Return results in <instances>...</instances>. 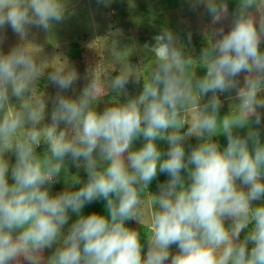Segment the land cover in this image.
Instances as JSON below:
<instances>
[{"label":"clouds","instance_id":"obj_1","mask_svg":"<svg viewBox=\"0 0 264 264\" xmlns=\"http://www.w3.org/2000/svg\"><path fill=\"white\" fill-rule=\"evenodd\" d=\"M187 2L193 11L203 5L212 24L220 25L200 53L203 77L193 79V60L167 29L153 37L154 44H145L157 69L142 91L102 112L91 106L100 92L96 85L74 98L62 94L78 79L74 69L49 74L58 89L47 129L50 154L36 153L41 133L35 128L16 146L14 163L0 154V264H264V142L255 127L264 123V23L258 26L249 14L256 0H239L231 13L226 0ZM71 3L0 0V44L6 28L21 40L33 28L52 30L75 14ZM186 36L191 42V33ZM38 71L26 47L0 50V108L10 95L26 92ZM128 82L125 72L112 86L125 91ZM193 88L201 96L212 95L181 133L178 106L194 99ZM233 90L238 102L218 121L217 93ZM39 119L31 109L26 115L10 113L0 121V136L14 133L25 120L36 125ZM59 124L66 130L58 131ZM239 129H247L246 134ZM220 132L227 140L223 147L213 139ZM192 136L198 143L186 152ZM141 138L142 145L133 150ZM158 140L167 143L166 151ZM66 158L83 167L87 180L77 179L79 188L53 195ZM158 173L168 179L149 197L153 211L145 251L140 231L125 221L141 220L140 193ZM100 199L106 201L105 214L82 213ZM256 201L262 203L254 206ZM70 214L76 219L65 229ZM53 246L45 261L44 250Z\"/></svg>","mask_w":264,"mask_h":264},{"label":"rangeland","instance_id":"obj_2","mask_svg":"<svg viewBox=\"0 0 264 264\" xmlns=\"http://www.w3.org/2000/svg\"><path fill=\"white\" fill-rule=\"evenodd\" d=\"M228 0H226V3ZM71 7L75 14L68 16L62 23L50 31L33 28L28 37L21 40L10 28L4 30L5 39L0 44V50L7 52L11 47L22 45L28 49V54L33 58L38 74L29 85L28 90L20 96L10 95L7 105L0 108V121L10 113L25 114L29 109L35 111L40 117L36 125L30 121L25 122L14 133L0 136V154L5 155L10 164L15 161V148L19 143L27 140V133L33 128L40 131L41 139L35 148L38 155L43 157L49 153V140L47 129L51 127L52 101L57 94L56 89L49 80V74L57 69L72 68L76 71L78 79L73 89L63 95L73 98L87 87L97 85L103 89L105 96H94L92 107L97 112H102L109 106H116L126 102L128 98L138 95L145 81L149 80L157 69V61L150 47L154 44L153 37L163 30L172 31L178 36V46L182 47L186 57L193 60L190 73L195 78L203 77L206 69L200 61L201 50L208 46L212 38V31L220 25H213L203 5L193 11L187 0H110L109 3H98L97 0H72ZM228 7V6H227ZM230 13V12H229ZM250 16L259 26L264 23V0H256V4L249 10ZM229 20L223 22L227 31ZM187 33H191V42L187 40ZM75 41L81 48L79 59L70 60L67 56L68 44ZM264 47V44H262ZM127 72L129 82L125 91L113 88L112 81L118 75ZM242 73L237 79L243 81ZM211 93L199 95L195 88L192 89L194 99L185 101L178 106L177 120L182 125L181 133L191 126L193 117L200 107L207 103ZM221 108L218 121L229 116L236 103L235 90L231 93L219 94ZM264 111V110H262ZM264 138V123L259 126ZM59 130H66L64 124L57 126ZM220 132L214 136L219 143ZM195 138V136L189 137ZM143 139L133 142L132 149H138ZM158 147L167 150L165 141H157ZM87 180V174L83 167L77 168L70 158L65 159V167L62 169L57 182L52 186L51 194L71 187L75 181ZM11 183V179H9ZM158 189L147 192L141 200V220L125 221L129 228H135L141 233V244L147 249L146 234L149 230V222L153 209L149 206V197L156 194ZM262 203L253 202L254 206ZM76 219L70 214L68 226ZM244 233H241V239ZM53 249H45V259L51 255ZM177 251L173 245L171 253ZM143 255V253H142Z\"/></svg>","mask_w":264,"mask_h":264},{"label":"trees","instance_id":"obj_3","mask_svg":"<svg viewBox=\"0 0 264 264\" xmlns=\"http://www.w3.org/2000/svg\"><path fill=\"white\" fill-rule=\"evenodd\" d=\"M227 6L229 9V12L231 13L233 10H236L239 6V0H228L227 2ZM67 56L70 60H75V59H79L81 56V48L79 46V44L75 41H71L68 44V52H67ZM97 86V85H96ZM100 89V92L98 95H95L97 97L99 96H105V92L103 91V89L99 86H97ZM111 107V106H109ZM258 128V130L260 131L261 134V141L264 142V138L262 136V130L259 126H255ZM239 132L240 135H245L247 129H239L236 130ZM219 144L223 147L226 146L227 140L224 134L219 135ZM198 143V140L195 138H188L187 141L185 142V149L186 152L190 151L192 147H195ZM168 179L166 174H159L157 175V177L146 187L143 189V191H141L140 193V198L147 192H153L155 190H157V184L158 183H163ZM81 185L80 184H73L71 187L74 188H79ZM105 205H106V201H104L103 199H100L98 201L93 202L90 205H86L85 208L82 210V213L87 215L91 212H96L98 214H105ZM43 258L45 259V254L43 252Z\"/></svg>","mask_w":264,"mask_h":264}]
</instances>
